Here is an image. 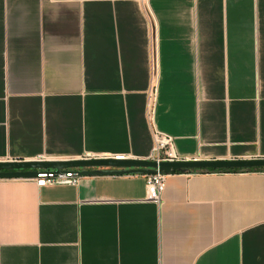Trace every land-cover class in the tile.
Returning <instances> with one entry per match:
<instances>
[{
	"label": "crops",
	"instance_id": "obj_1",
	"mask_svg": "<svg viewBox=\"0 0 264 264\" xmlns=\"http://www.w3.org/2000/svg\"><path fill=\"white\" fill-rule=\"evenodd\" d=\"M264 158V0H0V160ZM0 264H264V170L0 179Z\"/></svg>",
	"mask_w": 264,
	"mask_h": 264
},
{
	"label": "water",
	"instance_id": "obj_2",
	"mask_svg": "<svg viewBox=\"0 0 264 264\" xmlns=\"http://www.w3.org/2000/svg\"><path fill=\"white\" fill-rule=\"evenodd\" d=\"M264 168V158L255 159H181L157 161L149 158L118 159L115 157L63 158V159H15L0 160V179L36 178L40 170L56 172L73 170L84 176H120L133 174L189 173L199 169H249Z\"/></svg>",
	"mask_w": 264,
	"mask_h": 264
},
{
	"label": "built area",
	"instance_id": "obj_3",
	"mask_svg": "<svg viewBox=\"0 0 264 264\" xmlns=\"http://www.w3.org/2000/svg\"><path fill=\"white\" fill-rule=\"evenodd\" d=\"M155 145L153 153L149 159L157 161H172L184 159L180 156L177 151L175 137L162 132L158 129L154 131ZM98 157H108L100 155L87 154L82 158H98ZM118 159L127 158L126 155H115L112 156ZM35 159L46 160L48 157L45 155H40ZM169 174H148L146 177V187H147V200L161 203L163 193L166 188V180ZM81 176L75 171L69 169L63 172H56L52 169L40 170L37 177L34 178L35 182L39 186L47 185H71L76 186L81 180Z\"/></svg>",
	"mask_w": 264,
	"mask_h": 264
},
{
	"label": "trees",
	"instance_id": "obj_4",
	"mask_svg": "<svg viewBox=\"0 0 264 264\" xmlns=\"http://www.w3.org/2000/svg\"><path fill=\"white\" fill-rule=\"evenodd\" d=\"M243 170H249V171H254V170H264V168H249V169H220V170H215V169H199V170H194L192 172H201V171H210V172H228V171H243ZM175 173H181V172H175Z\"/></svg>",
	"mask_w": 264,
	"mask_h": 264
}]
</instances>
